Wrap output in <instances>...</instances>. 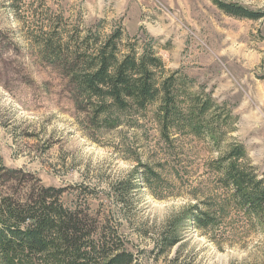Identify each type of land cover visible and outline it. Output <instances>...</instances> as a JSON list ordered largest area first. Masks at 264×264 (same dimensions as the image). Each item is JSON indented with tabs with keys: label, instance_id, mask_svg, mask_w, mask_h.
Wrapping results in <instances>:
<instances>
[{
	"label": "rangeland",
	"instance_id": "obj_1",
	"mask_svg": "<svg viewBox=\"0 0 264 264\" xmlns=\"http://www.w3.org/2000/svg\"><path fill=\"white\" fill-rule=\"evenodd\" d=\"M118 32L121 59L148 54L159 84L174 79L167 134L160 103L111 109V124L96 98L76 102L63 62ZM200 101L208 109L191 115ZM240 147L232 162L264 181V0H0V199L60 190L136 264H264V212L237 207L217 169Z\"/></svg>",
	"mask_w": 264,
	"mask_h": 264
},
{
	"label": "trees",
	"instance_id": "obj_2",
	"mask_svg": "<svg viewBox=\"0 0 264 264\" xmlns=\"http://www.w3.org/2000/svg\"><path fill=\"white\" fill-rule=\"evenodd\" d=\"M220 6L233 16L253 20L263 18L261 13L242 7L224 3ZM121 38L122 34L118 32L103 43L95 36L97 49L93 56L63 62L78 89L84 92L76 102L81 107L96 98L99 104L95 118L111 124L116 121L111 117V109L120 113L132 109L145 111L160 103L157 116L163 121L167 134L168 125L180 116L171 90L174 79L159 84L154 72L159 60L148 54L140 59L134 54L124 55L121 59L118 53ZM44 46L46 50L50 48L48 43ZM200 103L198 109H190L191 115L198 112L201 116L206 112L209 102ZM194 130L201 129L197 126ZM244 156L243 147L236 148L219 161L222 165L217 169L224 175V186L234 190L232 202L259 217L264 212V181L236 163ZM145 175L149 183L150 177ZM37 192L28 202L11 197L0 199V264H136L131 252L109 243L107 234L97 238L89 215L65 208L62 191L42 188ZM198 223L206 227L217 222L199 217Z\"/></svg>",
	"mask_w": 264,
	"mask_h": 264
}]
</instances>
